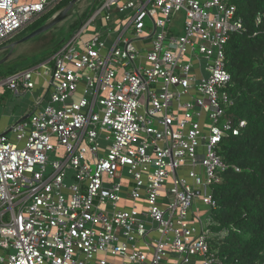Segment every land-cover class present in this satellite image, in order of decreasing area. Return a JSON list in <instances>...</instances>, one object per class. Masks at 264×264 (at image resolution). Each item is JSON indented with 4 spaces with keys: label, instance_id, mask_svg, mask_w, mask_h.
<instances>
[{
    "label": "built area",
    "instance_id": "1",
    "mask_svg": "<svg viewBox=\"0 0 264 264\" xmlns=\"http://www.w3.org/2000/svg\"><path fill=\"white\" fill-rule=\"evenodd\" d=\"M60 1L0 0V45ZM243 26L232 0H104L51 57L2 78L35 99L0 133V264H220L216 222L193 218L198 201L218 207L222 142L247 126L227 117L226 47Z\"/></svg>",
    "mask_w": 264,
    "mask_h": 264
},
{
    "label": "trees",
    "instance_id": "2",
    "mask_svg": "<svg viewBox=\"0 0 264 264\" xmlns=\"http://www.w3.org/2000/svg\"><path fill=\"white\" fill-rule=\"evenodd\" d=\"M232 2L244 26L226 47L229 90L236 101L227 117L235 124L246 120L247 126L222 142L221 155L230 167L212 190L218 207L211 216L216 222L212 230L227 233L212 246L218 249L220 264H264V0ZM64 6L59 4L41 22Z\"/></svg>",
    "mask_w": 264,
    "mask_h": 264
},
{
    "label": "rangeland",
    "instance_id": "3",
    "mask_svg": "<svg viewBox=\"0 0 264 264\" xmlns=\"http://www.w3.org/2000/svg\"><path fill=\"white\" fill-rule=\"evenodd\" d=\"M102 1L103 0H62L59 3L53 5V7H51L46 13L30 22L13 38L5 40L0 45V80L10 74L25 70L51 57L65 41L71 38V36L79 30L78 29L75 31L74 25L81 21V28L99 9ZM63 3H65V6L58 10L53 17L56 18L59 16H64L62 21H60L52 29L39 34L32 39L18 43L23 37L32 32L35 28L47 23L49 19L41 22L43 17L49 11ZM102 17L103 16L100 15L92 24L89 25V28H92L99 22H102ZM179 24L182 25L183 20H180ZM1 93H4V95L3 100L0 102V118H6L4 117V114L9 113L8 107H10L12 104L11 102L13 101L14 94L7 89L2 90ZM29 101V96L22 97V102L24 104L29 103ZM204 208L207 211L210 210L208 206L200 201L199 209L204 211ZM211 238V242L213 243L215 236L212 235Z\"/></svg>",
    "mask_w": 264,
    "mask_h": 264
},
{
    "label": "crops",
    "instance_id": "4",
    "mask_svg": "<svg viewBox=\"0 0 264 264\" xmlns=\"http://www.w3.org/2000/svg\"><path fill=\"white\" fill-rule=\"evenodd\" d=\"M105 25H107V24L103 20L102 22H99L98 24H96L92 28H89L85 38H89L95 31H97L100 28L102 29ZM5 89L9 90L8 88H4V89L0 90L1 101L3 100V95H4V93H1V92H2V90H5ZM9 91H11V90H9ZM3 92H5V91H3ZM11 93H13V92L11 91ZM44 93H45V89L43 87V82L41 81V79H38L37 80V87H36V90H35V95L36 96H38V95L41 96ZM26 96L30 97V101H29V103L24 104L22 102V97H26ZM34 99L35 98L32 95H24V96H15L14 95L13 101L11 102L12 104L10 105V107H8L9 113L8 114H4L5 115L4 117H6V118H0V133H8L10 136L14 137L13 134H11V127L16 122L25 120L26 118L29 117L30 113L32 112L31 109L33 107ZM199 203H200V201L197 202V204H196V206L194 208L195 217L193 218V222L197 223L198 225H200V223H198L197 217H200L202 220H210V215L212 213L211 209L209 211H207L204 208L203 209L204 211H201L199 209ZM213 226L214 225H211L210 229L214 233V236H215L214 239H216L217 237H219V238L223 237V235H222L223 231L222 232H215V231L212 230ZM177 258H178V254L172 252L171 260H176ZM193 263L194 264H202V258H200L199 256L194 257L193 258Z\"/></svg>",
    "mask_w": 264,
    "mask_h": 264
},
{
    "label": "water",
    "instance_id": "5",
    "mask_svg": "<svg viewBox=\"0 0 264 264\" xmlns=\"http://www.w3.org/2000/svg\"><path fill=\"white\" fill-rule=\"evenodd\" d=\"M54 15L49 19V21L47 23H45V24L37 27L36 29H34L32 32H30L25 37H23L18 43L27 41L29 39H32V38L36 37L37 35L42 34V33L46 32V31L52 29L60 21H62V19L64 17V16H59V17L53 18Z\"/></svg>",
    "mask_w": 264,
    "mask_h": 264
}]
</instances>
